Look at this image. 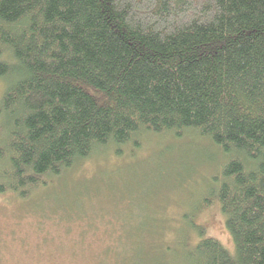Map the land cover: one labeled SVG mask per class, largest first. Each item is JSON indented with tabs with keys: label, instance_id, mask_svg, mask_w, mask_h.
I'll return each mask as SVG.
<instances>
[{
	"label": "trees",
	"instance_id": "1",
	"mask_svg": "<svg viewBox=\"0 0 264 264\" xmlns=\"http://www.w3.org/2000/svg\"><path fill=\"white\" fill-rule=\"evenodd\" d=\"M0 79V194L190 135L226 158L213 192L234 251L189 221L170 264H264V0H0Z\"/></svg>",
	"mask_w": 264,
	"mask_h": 264
},
{
	"label": "rangeland",
	"instance_id": "2",
	"mask_svg": "<svg viewBox=\"0 0 264 264\" xmlns=\"http://www.w3.org/2000/svg\"><path fill=\"white\" fill-rule=\"evenodd\" d=\"M142 138L102 148L27 198L0 194V264H170L189 221L232 253L213 192L225 156L190 135Z\"/></svg>",
	"mask_w": 264,
	"mask_h": 264
}]
</instances>
